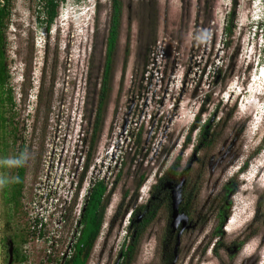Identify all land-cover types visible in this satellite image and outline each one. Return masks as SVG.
Here are the masks:
<instances>
[{
	"label": "rangeland",
	"instance_id": "rangeland-1",
	"mask_svg": "<svg viewBox=\"0 0 264 264\" xmlns=\"http://www.w3.org/2000/svg\"><path fill=\"white\" fill-rule=\"evenodd\" d=\"M121 2L112 91L76 199L77 208L82 207L80 197L98 179L112 189L90 264H114L131 234L130 213L147 202L151 188L175 164L189 180L185 199L199 187L185 201L196 225L182 237L177 264H264V33L254 30L264 17V0H237V6L234 0ZM10 9L7 88L13 99L9 130L14 127L15 133L7 139L0 177L13 184L23 143L26 175L19 203L1 205L0 200V239L9 243L4 250L0 244V264L9 262L10 243L12 264H59L77 234L79 210L75 205L57 235L52 225L38 237L30 234L32 202L47 164L65 161L69 170L77 169L78 181L84 171L105 67L111 0H66L48 31L38 0H11ZM233 12V33L228 34ZM238 89H243L239 98ZM206 124L214 141L200 146V127ZM62 173L66 180L68 171ZM141 176L144 183L137 189ZM231 178L239 188L229 195L224 243H244L237 253L225 250L216 257V214ZM169 226L164 206L140 239L133 264H161L166 247L160 241L166 240Z\"/></svg>",
	"mask_w": 264,
	"mask_h": 264
},
{
	"label": "trees",
	"instance_id": "trees-1",
	"mask_svg": "<svg viewBox=\"0 0 264 264\" xmlns=\"http://www.w3.org/2000/svg\"><path fill=\"white\" fill-rule=\"evenodd\" d=\"M66 0H38L39 4L42 6V11L40 14L43 15L42 23L45 25V29L48 31L51 26L53 25L57 14L58 9L61 3L65 2ZM237 6V0H234ZM11 0H0V173H2L4 165L2 161L5 158L6 148L8 145V137L11 132L15 133V128L12 127L9 130V125L13 123V119L9 116V109H12L13 106V99L8 91V84L10 81V73L7 66V56H6V31H7V19L11 13ZM112 12L110 18V30L108 36V44H107V53H106V60H105V67L103 72V77L100 84V91H99V101L97 106V112L95 115L94 124L92 127V137L89 143V153L87 156L86 163L83 167L84 171L82 172V176L80 179V184H83L85 173L88 171L90 167V159L92 152L94 150L95 144L98 140L102 123H103V112L105 110L108 98L112 91V64H113V56L115 53L117 41L119 38V30L122 21V2L121 0H111ZM235 8V7H234ZM234 17V12L231 13L229 22L226 25V33L232 34V18ZM7 103V106L6 104ZM11 107V108H10ZM4 109V110H3ZM199 120V116L197 117ZM198 124H195L193 128L197 127ZM209 124L203 125L200 127V146H209L212 141H214V136H209ZM196 129V128H195ZM15 135V134H14ZM25 144L23 143L18 151V160L21 158L23 162L17 164V172L16 177L13 184L7 185L6 179L1 175L0 179L4 180L5 183L2 187H0V200L1 205L2 202L16 204L19 203L20 197L23 194V189L25 187V175H26V167H25ZM178 165L175 164L172 166L171 170L167 172L169 175L171 172H177ZM144 183V177L141 176L140 180L137 182L136 188L139 189ZM158 186L154 185L152 189V193H155L158 190ZM187 187L185 189V194L187 193ZM224 191V200L222 202V207H218L217 211L219 212V225L216 227V231L214 232L218 236L225 235V231L223 227L226 225L228 217L230 215V208H231V200L230 194L236 191V182L234 178H231L228 183H226L223 187ZM199 187L194 186L191 191L189 192V196L192 194H198ZM112 195V189H109V184L105 179H98L91 185L89 188V195L87 196V203L85 206V211L82 213L81 217L78 220V223L82 224L81 235L83 236L82 242H86L90 247L93 246L96 239L99 237L105 219V213ZM128 192L124 195L123 200L126 199ZM187 196V201L190 197ZM167 198L162 197L160 201L157 203L152 202V208L150 210V214L147 219L141 225H136L133 231H130V237L133 242V246L131 245L128 247V259H135L137 252H138V245L140 239L144 235L146 229L148 228L149 224L154 220L158 207L164 205L167 206L169 209V203ZM160 205V206H159ZM258 212L262 209L261 202L257 204ZM181 211L185 212L186 214H190L192 211L187 206L186 202H183L181 205ZM257 213V212H256ZM1 218L3 219V213L0 214ZM70 216V215H69ZM68 216V217H69ZM137 216L135 210L130 213V222L133 221ZM136 220V219H135ZM34 229L30 230V234L32 235ZM257 233V229L253 230L252 234ZM135 234V235H134ZM0 244L2 250L6 248L9 243L4 236L0 239ZM173 250L167 252L168 259L173 257L172 254ZM217 256H220L216 250ZM81 263L78 261L77 264Z\"/></svg>",
	"mask_w": 264,
	"mask_h": 264
},
{
	"label": "flooded vegetation",
	"instance_id": "flooded-vegetation-1",
	"mask_svg": "<svg viewBox=\"0 0 264 264\" xmlns=\"http://www.w3.org/2000/svg\"><path fill=\"white\" fill-rule=\"evenodd\" d=\"M245 168H246V166L241 167L240 171L241 172L245 171ZM185 175H186L185 172H181L180 174L177 173V172H171L169 175H167V172H166L165 175L160 177V179L155 184L156 186L159 187L158 190H156L155 193H152L153 187L151 188L149 199L147 200V202L145 204L138 205L134 209L136 211V213H137V216L135 218L136 220L134 219L133 221H131L129 226H128V231L129 232L133 231L135 229L136 225L143 224L145 219L148 218V216L150 214V210L152 208V202L157 203L158 201H160L162 199V197H165V198L168 199L166 201H168L169 206H170V208L168 209L170 226L168 227V233H167V236H166V240L160 241V247L161 248L164 247V246L166 247V249H164V250L161 249L162 250L161 251L162 252L161 264H172V262L174 261V258H175L174 257V255H175V253H174L175 246H176V243H177L178 233L181 230L182 224H180L178 226L176 231H174L171 228L172 193L174 191H176L177 186L184 180L183 186L181 188V193H182L181 204H180V211H181V205H182L183 202H185L184 201L185 200V189L189 185V182H188L189 180L187 179V177ZM81 187H82V185L80 184L79 185L78 194L81 191ZM238 188H239V182H237V180H236V191L238 190ZM88 195H89V189L87 190V193L85 194V196H81L80 197V199L82 198V201H83V204H82V207H81V211H80L81 213L79 215L80 217H81L82 213L85 211V206H86V203H87V200H88L87 199ZM122 203H123V201H122ZM164 206H165V203H164V205L158 207L157 210L159 211ZM220 208H223V207L220 206ZM158 211H157V213H158ZM119 212H120V210H118V212L116 211V215L117 216H118ZM181 213L186 214L183 211H181ZM186 215H188V214H186ZM218 216H219V212L217 211V214H216V222L217 223H216V226H215V228L213 230V235L214 236L212 238V240L214 239L216 241L214 242V244L212 246V253L216 257H220V256H217L216 250H217L218 253H220V251H225V250H226V252H230L231 254L235 253V252L237 253L241 249V247H242L244 242L236 240L235 242H233L231 244V246H227L226 247L225 243H224V237L223 236H218L217 234L214 233L216 231V227L219 225V217ZM188 217H189V215H188ZM79 218H78V220H79ZM189 219H190V222H193L190 217H189ZM195 225L196 224H193V227H195ZM81 229H82V224L78 223L77 234L74 236V240L70 242V245L68 246L67 251L62 254V257L60 259V263L59 264H77L78 261H81V263H79V264H90L91 256L93 254V251L96 248V243H97L99 237L96 239V241L94 242L93 246L89 249L90 246L88 244H86V242L85 243L82 242L83 236L81 235ZM184 233H183V235H184ZM183 235H182V237H183ZM128 237L129 238H128L127 242H125V243H123L121 245V248L118 251V254H117V257H116V260H115L114 264H133L135 262L134 258L131 259V260L128 259V247H130L131 245L133 246V242H132V239H131L130 235ZM182 237H181V244H182ZM215 237H216V239H215ZM181 244H180L179 249H178V259H179V256H180ZM139 246H140V242H139L138 247ZM171 246L173 247V249L170 248ZM167 249H170V250H167ZM171 250H173V252H172L173 257L171 259H168L167 252H170ZM206 250H207V248L205 249V251ZM138 251H139V249H138ZM137 254H138V252H137ZM177 262H178V260H177ZM177 262H176V264H177Z\"/></svg>",
	"mask_w": 264,
	"mask_h": 264
},
{
	"label": "built area",
	"instance_id": "built-area-1",
	"mask_svg": "<svg viewBox=\"0 0 264 264\" xmlns=\"http://www.w3.org/2000/svg\"><path fill=\"white\" fill-rule=\"evenodd\" d=\"M63 170L68 171L66 180H64ZM79 185L77 169L69 170L65 161L58 162L55 167L54 164L46 165V170L36 186L32 202V228L38 237L44 236L46 230L52 225L57 235L68 216L75 211V205L80 217L81 207L77 208L76 204Z\"/></svg>",
	"mask_w": 264,
	"mask_h": 264
},
{
	"label": "water",
	"instance_id": "water-1",
	"mask_svg": "<svg viewBox=\"0 0 264 264\" xmlns=\"http://www.w3.org/2000/svg\"><path fill=\"white\" fill-rule=\"evenodd\" d=\"M184 180L177 186L176 191H174L172 193V213H171V228L176 231L178 226L180 224H182L181 230L178 233V237H177V243L175 246V255H174V261L172 262V264H176L177 260H178V249L179 246L181 244V237L183 235V233L186 230H189L190 228L193 227L192 222H190V219L188 217V215L181 213L180 211V204H181V197H182V193H181V188L183 186ZM9 262L8 264H12L13 261V247H12V243H10V249H9Z\"/></svg>",
	"mask_w": 264,
	"mask_h": 264
},
{
	"label": "clouds",
	"instance_id": "clouds-1",
	"mask_svg": "<svg viewBox=\"0 0 264 264\" xmlns=\"http://www.w3.org/2000/svg\"><path fill=\"white\" fill-rule=\"evenodd\" d=\"M254 30H255V35H258L259 33H260V35H263V33H264V17L258 19V21L256 22V25L254 26ZM259 65H260V62H257L258 67H259ZM260 72L262 73V71H260ZM236 92H238V93H236V96L238 98L241 95H243V89H240V90L238 89V91H236ZM22 162H23L22 158L20 160L15 161V163H17V164H20ZM10 163H11V161H10ZM4 183H5V181L0 179V187H2L4 185Z\"/></svg>",
	"mask_w": 264,
	"mask_h": 264
}]
</instances>
